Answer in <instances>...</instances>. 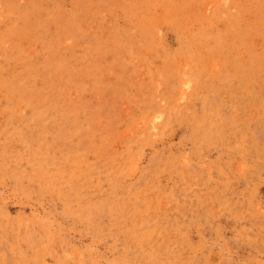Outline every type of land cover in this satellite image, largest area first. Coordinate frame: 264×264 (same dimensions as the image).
Here are the masks:
<instances>
[{"label":"rangeland","instance_id":"374dc122","mask_svg":"<svg viewBox=\"0 0 264 264\" xmlns=\"http://www.w3.org/2000/svg\"><path fill=\"white\" fill-rule=\"evenodd\" d=\"M0 264H264V0H0Z\"/></svg>","mask_w":264,"mask_h":264}]
</instances>
